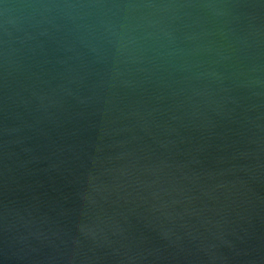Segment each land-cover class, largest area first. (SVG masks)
Listing matches in <instances>:
<instances>
[{"label":"water","instance_id":"water-1","mask_svg":"<svg viewBox=\"0 0 264 264\" xmlns=\"http://www.w3.org/2000/svg\"><path fill=\"white\" fill-rule=\"evenodd\" d=\"M0 264H264V0H0Z\"/></svg>","mask_w":264,"mask_h":264}]
</instances>
